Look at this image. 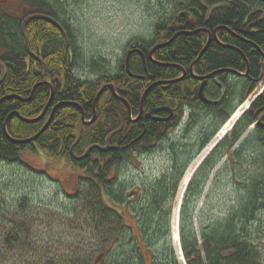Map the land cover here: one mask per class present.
I'll use <instances>...</instances> for the list:
<instances>
[{
  "label": "trees",
  "instance_id": "trees-1",
  "mask_svg": "<svg viewBox=\"0 0 264 264\" xmlns=\"http://www.w3.org/2000/svg\"><path fill=\"white\" fill-rule=\"evenodd\" d=\"M13 1L18 3L17 10L6 12L0 8V79L4 69L6 70L5 78L0 84V100L13 96L22 101L9 98L0 104V163L18 166L30 176L47 180L42 172L31 170L18 158L24 151L33 153L39 149L52 157L66 158L74 167L81 169L85 176L78 180V187L82 182L87 181L89 184L87 195L81 203L88 220L91 223L96 221L97 239L101 241L96 260L102 257L100 263L110 251L112 253L115 246V255L110 256V263L145 264L144 253H147L150 264H182L171 245L170 219L187 168L214 135H207L201 142L198 139L203 137L202 134L196 135L194 138L197 145L194 150L187 146L172 149L170 165L152 181L136 180L135 183L132 179L125 178V174L131 168L136 169L134 162L138 158L147 156L157 148L165 151L164 143L171 140L170 136L179 127L184 109L196 110L200 107V110L207 111L206 106L198 101L197 81L186 77L182 81L163 84L178 77L176 69L169 65L183 62L188 67L196 59L204 41L203 35L176 38L168 47L156 50L152 60L148 58L149 52L156 45L170 40L177 33V27L186 25L185 22L178 23L177 16L187 10V5L199 7L197 0H178L173 5L174 14L162 17L154 24L149 41H135L127 45L115 71L101 73L108 67L105 68L100 61L92 60L88 64V72L95 76L92 80L75 75L76 71L87 70V64H83L67 22L69 15L66 4L75 3V0ZM203 1L213 7L224 0ZM227 14L232 16L233 12L229 11ZM50 20L58 23L62 30ZM252 41L263 44L264 33L259 32ZM26 44L31 55L27 52ZM131 49L140 50L144 56L145 66L137 54H132L129 59L130 73L141 77L140 79L129 77L126 72L125 55ZM230 56L236 58L233 67L240 70L242 61L235 53ZM225 64L222 58L205 52L197 61L195 72L204 76ZM40 83L45 84L37 87L32 98L27 100L34 86ZM154 83L160 84L147 93L142 116L133 121L139 117L142 94ZM107 85H111L117 96L128 104L130 118L125 105L106 90L97 100L94 121L84 125L82 113L77 106L83 111L84 122L91 121L94 117V99L100 89ZM50 99L46 113L37 122L26 123L16 115L10 116L17 113L24 119H35L41 115ZM59 104L62 105L52 114ZM166 107L171 109L173 117L165 122L153 120L167 116L160 112ZM51 114L49 126L33 143L14 144L3 133L5 120L10 116L6 123L8 136L14 140L32 138L41 131ZM212 114L216 116L215 112ZM193 124L195 121L191 118L187 128H191ZM241 133L236 132L231 139L227 136L219 142L199 165L186 186L179 206L177 224L183 264H264V247L259 243L264 235L255 238L252 234L254 224L260 222L256 218L257 214L264 210V173L250 179L246 187L249 188L245 191L247 199L243 195L237 196L224 217L215 216L214 205L210 204L213 186L221 176L231 173V179L236 177V167L239 164L235 161L233 165L228 160L216 173L215 170L223 156L229 158L228 154L236 146ZM256 142L259 153L257 156L249 155L250 163L255 160L264 161L261 139ZM106 145L109 146L108 150L102 152L100 149ZM250 146L252 145L249 144L248 147ZM91 147L100 149L88 151ZM237 148L233 153L242 161L241 152L245 153L247 148L240 145ZM47 181L58 184L55 180ZM1 187L6 189L8 184L0 181V234L4 233L0 235V264H6V254L10 249L14 250L17 246L23 249L31 234L25 225L20 232L13 229L5 234L2 224L15 223L14 212H23L29 202L26 196H21L8 203L4 188ZM103 194L108 202L115 204V209L123 207L129 211V207L135 204L133 216L139 237L134 236L133 229L125 224L118 211L103 202ZM66 198L75 199L76 196L67 194ZM110 218L115 221L113 227ZM120 251L121 255L118 254Z\"/></svg>",
  "mask_w": 264,
  "mask_h": 264
},
{
  "label": "rangeland",
  "instance_id": "rangeland-1",
  "mask_svg": "<svg viewBox=\"0 0 264 264\" xmlns=\"http://www.w3.org/2000/svg\"><path fill=\"white\" fill-rule=\"evenodd\" d=\"M177 2L178 0H75V3L66 4L69 15L67 22L74 35L75 45L80 52L83 64H87L85 72L76 71L75 75L88 80L94 79L95 76L88 72V64L92 60L100 61L105 68L108 67L101 73L115 71L127 45L135 41H149L154 24L162 17L174 14L173 5ZM17 5L18 3L13 0H0V8L6 12L17 10ZM205 123L204 119L198 120V124L195 122L196 125L187 133H183L182 127L176 129L170 136L171 140L164 143L165 151L157 148L147 156L138 158V161L134 162L136 169L131 168L128 174H125V178H130L135 183L136 180L152 181L170 165L173 158L172 149L181 146H187L193 150L196 148V138L194 140L193 138L201 133ZM220 131L221 129L218 133ZM217 136L214 135L209 143ZM237 147L238 144L231 149L229 158L222 157L215 170L216 173L228 163V160L232 161L233 165L234 161L239 164L233 180L230 177L231 173L230 175L224 173L213 186L214 192L210 204L214 205V214L218 217H224L229 212L237 196L243 195L244 199H247L245 191L249 188H246L248 182L264 173V163H262L264 161L248 162L250 154L257 156L259 153L256 145L247 147L245 153L241 152L242 161L233 153L237 151ZM203 153L204 150L192 160L185 175L188 172H191V176L195 173L203 162ZM18 158L31 170L42 172L47 180H55L58 184L30 176L18 166H6L0 163V181L8 184L6 189L1 187L4 188L7 202L12 203L13 198L18 199L21 196H26L29 202L26 210L14 212L15 223H3L2 230L5 234L13 229L20 232L28 226L31 234L23 249L19 246L14 250L10 249L6 254V264H115L109 261L110 256L115 255V246L112 253L110 251L101 263L102 257L96 260L101 247V241L97 239L96 221L91 223L88 220L87 212L81 203L87 195L89 184L87 181L82 182L78 187V180L83 178L85 173L74 167L66 158L52 157L39 149L33 153L24 151L18 155ZM183 179L176 195L174 209L183 196V191L180 195ZM65 194L75 195L76 198L67 199ZM102 199L109 208L123 216L125 224L133 229L134 236L139 237L133 216L135 204L129 207V212L123 207L115 209V204L108 202L104 194ZM173 213L174 211L170 219V230ZM256 218L260 222L254 224L252 234L253 237L259 238L264 235V210L260 211ZM110 223L112 227L115 226L113 218H110ZM259 243L264 247V238ZM171 245L178 257L172 239ZM118 254L121 255V251ZM144 257L145 264H150L149 255L144 253Z\"/></svg>",
  "mask_w": 264,
  "mask_h": 264
},
{
  "label": "flooded vegetation",
  "instance_id": "flooded-vegetation-1",
  "mask_svg": "<svg viewBox=\"0 0 264 264\" xmlns=\"http://www.w3.org/2000/svg\"><path fill=\"white\" fill-rule=\"evenodd\" d=\"M197 2L199 7L187 5V10L178 14L177 22H185L186 25L177 27V33L171 39L203 35L200 52L188 67L184 66L183 62L169 65L176 69L178 77L164 83L168 85L171 84L169 82L182 81L186 77L197 81L198 101L206 106L207 111L200 110V107L196 110L184 109L182 121L177 129L182 127L183 131L188 132L196 125L187 128L191 118L197 124L198 120L204 119L206 123L200 133L203 137L198 139L199 142L212 134L219 135L218 143L224 131L227 135L224 133L221 139L229 134L231 139L236 132L241 131L238 145L246 149L249 144L257 145L256 140L261 139L264 148V43L259 45L252 41L259 32L264 33V0H224L213 7L211 4H205L203 0ZM228 9L233 12L232 16L227 14ZM182 14L186 15L181 16ZM205 52L222 58L226 64L200 76L195 72V68L201 54ZM234 53L243 63L240 70L232 65L236 58L230 55ZM199 78L202 80H198ZM203 83L205 85L202 96L207 102H201L199 99V89ZM163 109L167 110L160 112L166 113L167 116L153 120L165 122L173 117L170 108ZM214 112L217 117L212 114Z\"/></svg>",
  "mask_w": 264,
  "mask_h": 264
},
{
  "label": "water",
  "instance_id": "water-1",
  "mask_svg": "<svg viewBox=\"0 0 264 264\" xmlns=\"http://www.w3.org/2000/svg\"><path fill=\"white\" fill-rule=\"evenodd\" d=\"M185 15H186V14H182L181 16H185ZM50 21H51V23H52L53 25H55L59 30H62L61 27H60V25H59L58 23H56V22L53 21V20H50ZM176 36H178V35H175V37H176ZM172 40H173V39H171L169 42H167V43H165V44L156 45V46L150 51V53H149V55H148L149 60H152V56H153V54H154V52H155L156 50L161 49V48H163V47H166V46H167ZM26 49H27L28 54L31 55V53H30V51H29V48H28L27 44H26ZM132 54H137V55H139V56L142 58V60H143V64H144V66H145L144 56H143V54L140 52V50H138V49H131V50H129V51L126 52V56H125L126 72H127V75H128L129 77H132V78H135V79H140L141 77H139V76H133V75L130 73V70H129V59H130V56H131ZM37 61L43 65V63H42L39 59H37ZM0 65H1V63H0ZM5 75H6V70L4 69L3 76H2V78L0 79V84L3 82V80H4V78H5ZM180 79H181V78H180ZM180 79H179V80H180ZM198 80H202V78H199ZM176 81H177V80L172 81V82H169V83H173V82H176ZM44 84H45V83H40V84L35 85L34 88L32 89V92H31L29 98H28L27 100H30V99L32 98L33 93H34V91H35V89H36L37 87H39V86H41V85H44ZM157 84H160V83H154V84H151V85H150V86L144 91V93L142 94V97H141V100H140V114H139V117H138L136 120H133V121H137V120H139V118L141 117V115H142V106H143L144 99H145L147 93L151 90V88H153V87L156 86ZM163 84H167V83H163ZM204 85H205V84L203 83V84L201 85L200 89H199V99H200L201 102H207V101L203 98V96H202V91H203ZM106 90H109V91L114 95V97H115L116 99H118L120 102H122V103L125 105V107H126V109H127L128 117L130 118V109H129L128 104H127L122 98H120L119 96H117V94L115 93V91H114V89H113V87H112L111 85H107V86H104L103 88L100 89V91L97 93V95H96V97H95V99H94V102H93V114H94V117H93V119H92L91 121H89V122H84L85 120H84V116H83V111H82V109H81L79 106L75 105V106H77V107L80 109V111H81V113H82L81 120H82V122H83L84 125H88V124H90V123H92V122L94 121V119H95V107H96L97 100L99 99V97H100V96H101ZM52 92H53V90L51 89V99H52V96H53V93H52ZM9 98H17V97H13V96L4 97V98H2V99L0 100V104H1V102H3V101L6 100V99H9ZM17 99H18L19 101H22L21 98H17ZM51 99H50V101L48 102V104L46 105V107L44 108V110H43V112L41 113V115H40L39 117L35 118V119H31V120L24 119V118L20 117L17 113H13V114H11L10 116H12V115H16L21 121L26 122V123H34V122H37V121H39L40 119L43 118L44 114H45L46 111H47L48 106L50 105ZM61 105H62V104H59V105L55 106L54 110L52 111V114H53V112L56 110V108H58V107L61 106ZM161 110H167V109H161ZM52 114L50 115L48 121H47L46 124L43 126V128L41 129V131H40L38 134H36L34 137H32V138H29V139H26V140H14V139L10 138V137L8 136L7 132H6V123H7V120L9 119L10 116L7 118V120H6V122H5L4 126H3V133H4V135H5V136H6V137H7L12 143H14V144H20V145H21V144L33 143V142H35V141L37 140V138H38V137H39V136H40V135H41V134L47 129V127L49 126V124H50V122H51V119H52ZM93 148L100 149L99 147H91L90 149H88V151H90V150L93 149ZM108 148H109V146L106 145L105 148L100 149V150H101L102 152H106V151L108 150Z\"/></svg>",
  "mask_w": 264,
  "mask_h": 264
},
{
  "label": "bare ground",
  "instance_id": "bare-ground-1",
  "mask_svg": "<svg viewBox=\"0 0 264 264\" xmlns=\"http://www.w3.org/2000/svg\"><path fill=\"white\" fill-rule=\"evenodd\" d=\"M129 51V50H128ZM150 53V52H149ZM126 56V55H125ZM142 116V115H141ZM9 117V116H8ZM7 117V118H8ZM7 120V119H6ZM6 120H5V122H6ZM5 124V123H4ZM4 126V125H3ZM227 128V127H226ZM161 131V130H160ZM223 131V130H222ZM224 133H226L225 131L220 135V139H221V137L224 135ZM219 136V135H218ZM218 136H217V138H218ZM216 138V140L214 141L213 140V142L210 144H208L207 146H206V148L204 149V153H203V160L206 158L205 156H208L209 155V153L214 149L213 147H215V145H217L216 143H217V141H218V139ZM219 139V140H220ZM36 151V150H35ZM138 154V153H137ZM194 168V167H193ZM190 178H191V172L189 173H187L186 175H185V177H184V179H183V182H182V185H181V188H180V195H181V193H182V191H183V193H184V190L186 189V187H185V184L190 180ZM178 199V198H177ZM181 199H182V197H181ZM181 199L179 200V203L181 202ZM178 205L179 204H177V206H176V208L173 210L174 211V215H173V217H172V222H171V231H172V233H171V239H172V241H173V243H174V246H175V250H176V253H177V258H179L178 260H179V262L180 263H182L183 264V262H182V257L180 256V254H181V252H180V247H179V242H178V227H177V216H178V211H179V209H178Z\"/></svg>",
  "mask_w": 264,
  "mask_h": 264
}]
</instances>
